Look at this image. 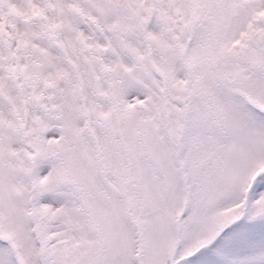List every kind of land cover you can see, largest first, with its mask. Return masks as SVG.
Segmentation results:
<instances>
[{"label": "snow or ice", "instance_id": "snow-or-ice-1", "mask_svg": "<svg viewBox=\"0 0 264 264\" xmlns=\"http://www.w3.org/2000/svg\"><path fill=\"white\" fill-rule=\"evenodd\" d=\"M0 264H264V0H0Z\"/></svg>", "mask_w": 264, "mask_h": 264}]
</instances>
